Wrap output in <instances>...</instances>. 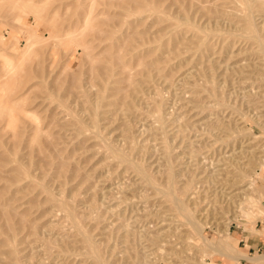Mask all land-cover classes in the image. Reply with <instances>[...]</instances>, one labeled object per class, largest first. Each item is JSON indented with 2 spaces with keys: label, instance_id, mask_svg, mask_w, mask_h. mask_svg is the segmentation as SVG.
I'll list each match as a JSON object with an SVG mask.
<instances>
[{
  "label": "rangeland",
  "instance_id": "rangeland-1",
  "mask_svg": "<svg viewBox=\"0 0 264 264\" xmlns=\"http://www.w3.org/2000/svg\"><path fill=\"white\" fill-rule=\"evenodd\" d=\"M263 48L264 0H0V264H242L161 189L241 256Z\"/></svg>",
  "mask_w": 264,
  "mask_h": 264
},
{
  "label": "bare ground",
  "instance_id": "bare-ground-1",
  "mask_svg": "<svg viewBox=\"0 0 264 264\" xmlns=\"http://www.w3.org/2000/svg\"><path fill=\"white\" fill-rule=\"evenodd\" d=\"M91 2V1H90ZM93 6V5H92ZM95 7V6H94ZM91 9V8H90ZM92 11V10H90ZM249 13V12H248ZM90 15V13H89ZM90 18V17H89ZM249 18V17H248ZM250 19V18H249ZM90 20V19H89ZM88 20V21H89ZM91 21V20H90ZM89 24V23H88ZM87 25V24H86ZM85 25V26H86ZM253 30V29H252ZM30 33V31H29ZM28 33V34H29ZM79 33V32H77ZM75 34V33H74ZM73 34V35H74ZM29 36V35H28ZM39 35H37L38 37ZM36 37V38H37ZM35 38V39H36ZM48 39V38H47ZM77 39V38H76ZM31 40V39H30ZM33 40V38H32ZM38 41V40H37ZM27 42H28V39H27ZM31 44H32V41H30ZM29 42V44H30ZM34 42V41H33ZM29 45V48L30 46H33V45ZM35 44V43H34ZM28 45V44H27ZM262 48V47H261ZM31 49V48H30ZM28 50V48H27ZM264 50V48H263ZM31 51V50H30ZM33 52V51H32ZM264 52V51H263ZM25 54V53H24ZM29 54V53H28ZM25 56V55H24ZM27 56V55H26ZM25 56V57H26ZM28 58V57H27ZM24 60V59H22ZM20 62V61H19ZM24 64V63H23ZM23 66V65H22ZM22 69V67H21ZM12 73V72H11ZM22 77V76H21ZM19 118V117H18ZM253 166V165H252ZM137 167V166H136ZM139 171L144 175V177L148 180L149 183L151 184H154V179L153 177L147 172V170L144 168V167H139L138 168ZM174 183V174L173 173H170L169 174V185L168 187H166L165 189H161V192L168 195L169 197H171L174 201V204H175V207L177 208V210L179 211V213L182 215V217L184 218L185 222L191 227L193 228L197 233H199L202 237H203V240L205 243H207L214 251L218 252L219 254L221 255H224L226 257H229V258H234L235 260L237 259H240L241 256L238 255H231L227 249V243L226 241H222L220 238L219 240L217 241H212L211 239L207 238L204 234H203V230H204V227L195 219V217L193 216V214L191 213V211L189 210V207H187L185 204H184V200L182 197H180L179 195H177L175 193V187L173 185ZM264 188H262L260 191L258 190V192H263ZM251 212V210H249ZM249 212V213H250ZM200 236V238H201ZM91 247H92V251L98 261V263L100 264H103V260H102V257H101V254L99 252V250L94 246V244H91ZM260 259V258H259ZM210 263V262H208Z\"/></svg>",
  "mask_w": 264,
  "mask_h": 264
},
{
  "label": "crops",
  "instance_id": "crops-1",
  "mask_svg": "<svg viewBox=\"0 0 264 264\" xmlns=\"http://www.w3.org/2000/svg\"><path fill=\"white\" fill-rule=\"evenodd\" d=\"M231 236L238 241L241 254L240 263L264 264V219L258 221L251 229L239 226Z\"/></svg>",
  "mask_w": 264,
  "mask_h": 264
}]
</instances>
